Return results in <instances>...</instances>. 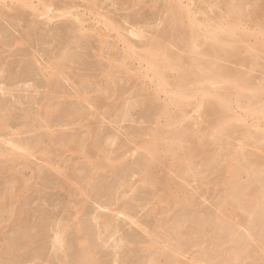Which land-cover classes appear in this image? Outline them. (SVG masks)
Returning <instances> with one entry per match:
<instances>
[{
	"label": "bare ground",
	"instance_id": "obj_1",
	"mask_svg": "<svg viewBox=\"0 0 264 264\" xmlns=\"http://www.w3.org/2000/svg\"><path fill=\"white\" fill-rule=\"evenodd\" d=\"M58 1H62V0H58ZM64 1L65 0H63V2ZM85 1H87V0H85ZM114 1H116V2L125 1L126 2V0H112V2H114ZM149 1H151V0H149ZM217 1L218 0H156V1L153 0L151 2H147L149 7L148 6H146V7H148L149 9L150 8L156 9L159 7L158 9H161V11H163L161 13H164L162 19H160V23L163 24L162 25L163 28L158 29L156 31L154 30V32L151 31V29L149 28L151 26L145 27L147 21L151 20L150 23L152 22V19H150V18H149V20H146V23L144 22L145 23L144 26H142L141 23H139L140 20H139V22L137 20H135V22H138L137 24L136 23L132 24L131 25L132 27L130 26L131 28H126L125 24L128 25L129 23L131 24L132 21L134 22L133 18L129 19V20H132L131 22L128 21V19L127 20L124 19L125 22H118L117 21L118 22L117 23L116 21L112 20L110 17H107L102 22V25L105 28L104 32H103L99 29H94V28L93 29L90 28L89 30L88 29L85 30L86 27H84L85 26L84 23L86 21L84 20V16L86 14L83 13L84 14L83 17L81 16L82 14L74 15V22L77 24V25L75 24V29H74V34L76 36L75 39L77 40V41L76 40L75 41L77 43L80 42L79 39L83 38L84 34H87V36L85 38L88 39V36H89L88 33L93 32L95 35V38L97 37V43L99 44L98 49H97V47L95 48L98 50V55H96V56L99 58V60L103 64H102L101 69L98 71L99 76H97V80H101V79H99L101 76H102L101 77L102 79H106V80L105 81H103V80L98 81V83H96L97 82L96 81L95 83H93V81L96 80V77L94 78V76L97 75L96 73H95V75L93 73L96 71H94L92 73L94 76L91 74H90L91 77L90 76L87 77L86 75H85L86 77L82 76V80L80 79V75L77 76V77H79V79L82 82H87L84 84L87 85L89 83L90 87L94 84L95 88L93 86L91 87V89L94 88L95 89L94 91L97 93V95L95 93L94 97L89 96V94H90L89 91L91 92V90H89V88H86L87 89L86 90L85 85L83 83H81V81H79V83H81V85L83 84L84 85L83 87L82 86L75 87V85H74V84H76L75 82L69 83V82L73 81V79H71L70 74H68L67 70H69V71L72 70V71H74V73H75V71L78 72V69H80V67H79V65H77V63H79L80 60L82 59V57H84V56H79L80 55L79 53H78L79 55L75 54L74 50H77V49H74V50L72 49L71 51H74V54L71 53L72 56H70V57L68 56V58H67L66 55H69V54H66V52L68 53L67 50H69V49H67V46H65V48L67 49V50L64 49L65 50L64 53L66 54V55L64 54L66 56L65 58L62 55L63 58H60V59H58V57H55L54 59L49 58V60L51 59L50 62L48 60H45L46 62H43V63L41 62L42 59L40 60L39 57L35 54L32 57L34 60L33 63L35 64V66L32 64L34 66L33 67V66L29 65V63H27L29 66L33 67L34 70H36L35 67H37V70H36V71H38L37 73H39L40 77L44 78V81L42 79H40V81L42 80L43 84L45 82V84H44L45 87L43 85V88L47 89L46 90L48 93L47 96H49V97H47V99L51 104V107L48 108L51 111H48V110H46V111H48L50 113V116H52L53 114L56 116L61 110V109H57V108H59L60 105L63 104L64 102L66 103V101H68L67 98H66V101L64 98H62L63 97V96H61L62 92L60 93L58 91L59 94L57 93V90H59V88L55 89L56 88L55 86H58L57 80L60 77H62L64 80L68 81V84H72L73 85L72 89L73 88L76 89L75 94H73V93L70 94V91H69L70 89L69 90H68V88L66 89L67 91H69V94L73 97V98L71 97L72 99H74V98L77 99L80 102L81 106H82V104H86V105H88V107L90 106V107H92V109H94L93 114H91L92 116H94V119L95 118L101 119V117H103V119L106 120V122H107L109 120V118L107 120L106 114H108L107 117H109V115H110V117L112 116L111 118H113L112 120H114V122L112 120H110L108 122L116 125V126L115 125L110 126L114 129H115V127H120L122 130L123 126L121 125V122H123V121L126 122L127 117L132 118V116H134V115H132L133 113H131V111L137 106H138V108H141L144 110V114L146 116L152 118V115H153V118H152L153 120H151L150 122H151V125L154 127L150 128V125L144 124V123H148V122H146L147 121L146 120L147 117H146L145 121L143 119L144 123L142 121H140V122H142V125L144 124L146 126H149V128L146 126H140L142 128L146 127V129L144 128L145 131L141 130L142 132L141 133L139 132L140 134L138 133L139 135H137L135 137L133 135V133H134L133 130H131L133 128L132 126H130L132 128L129 129L128 131H127V129H128L127 127H126L127 128L126 130L124 128V130L127 131V132H124V133H126L125 134L126 136H128L127 133L131 134L129 136H132V135L133 136L130 137V139H129L130 141L127 138V141L130 142L129 143L130 145H126L127 148H126L125 152H123V153L121 152L122 148L123 149L125 148L124 147L125 145L123 146L121 143L120 146H117L118 149L116 150V152L120 148H121V150H120L119 155L117 154V156H116V153H115L116 157L115 156L113 157V155H112L114 152V149L111 150L108 148V146L109 147L113 146L117 141H119V143L121 142L120 140H117V138L114 137V135L107 136L106 138L104 137L105 139H103L101 137L99 138L98 132L100 131V129L97 132L94 129V127L93 128L91 127L94 130L87 131L88 133L84 132L85 131L84 130L83 132L87 133V135H84V137L79 139L80 137L78 138L77 135L79 136V134L81 133L80 132L81 128L78 130L79 134L76 133L77 131L75 132L76 129L72 128L73 130L72 129L71 130L74 131L77 135L71 137L70 138L71 140H69L67 142L66 140L61 141V139H64V138L59 139L61 133H60V135H57V133H55L54 129H50V131H49V129H47V126H46L45 129H47L50 132V134H52L51 137H52V139H54V140L51 139L52 141H54V143L52 142V144L55 145L56 147H58V149H59L58 150L59 152L57 151L58 153H56V152L55 153L58 155H61V156L62 155L68 156V157H63L64 159L62 158L63 164L60 162L53 163L52 159L50 158V155L54 154V152L52 150V148H53L52 145H51V149H50V147H49V149H47L45 147L47 150L44 148H43L44 151H43V149L39 150V152H41V151L44 152V153L42 152L43 158H41V159H43V162L46 163V166L50 170H53V172H56L59 176L60 175L63 176V182H62L61 186L63 189H65V191L68 194V200H66L64 198L67 202L66 211L68 212L69 220L75 221L74 222L75 223V225H74L75 226V231H74L75 234L74 235L76 238L75 242H77V244L79 246L78 254H76L77 256L75 255L77 260L74 258L77 261V262L75 261L77 264H103V263H99L100 262L98 260L99 256H97L98 253L96 254L94 252V249H93L94 247H92L93 245H91V243H90L93 241H90L84 234V231L86 230V227L84 226L85 224L82 223L81 220H79V219H81L80 218L81 214H83L84 211L87 210L85 207V205H86L85 201H87V198L88 199H90L91 197L93 198V196H96V198H97V199H95L96 200L95 205L97 204L100 209L108 210V212H107L108 214L111 213L109 215H107L105 213L106 214L105 215V214H101L97 211H96V213H98V214L93 212V215L95 213V216L93 217L92 220H93V223H94V225L98 231V235H99L98 238L100 239L102 244L107 245V244H109V241L114 239V237L117 238L116 237L117 234L115 235V233H112L111 230L106 235H105V233L107 231H109L110 228L115 227V220L117 219L118 216H123L122 218H125V219H123V221L127 220L129 224L136 225L139 229H141L142 232H145V234L146 233L148 234V238L145 241H142L141 244H143V246H144V248H146V250L154 253V255L152 256V253H151V255L147 259H145L146 260L145 261V260H143V258H142V260L138 259L132 251L133 254H131V255L132 256L134 255V257L133 258L129 257L127 261H126L127 258L125 257V259H124L125 264H188V262L186 261L187 263H185V261H183L182 258H184L185 255L188 256L191 252V249L192 248L196 249V247H199L200 250L197 251L198 252L197 255H194L193 258L191 257L192 260H191V263H189V264H243V262H246V260H248V259L249 260L251 259L250 264H262V258L259 257L258 254H260V252H262L263 253L262 255L264 256V235L261 236V234H264V136L258 135L257 131H255L257 134H255L253 132V129L258 130L259 134L264 133V77H262L256 73V72H258L259 74H261V73L264 74V2H261V3H263V5L261 4V6L256 5V7H254V6L250 7L255 3L254 2L255 0L252 1L254 3H252L251 5L249 4L251 2L248 1L249 2L248 3L247 0H226L225 2L223 1L221 3H217ZM259 1H261V0H259ZM259 1L257 2V0H256L257 3H260ZM63 2H61L60 4L65 3V2L64 3ZM120 2H118V3L119 4L123 3V2L122 3H120ZM127 2H128V0H127ZM68 3H69V1H68ZM68 3L66 2L65 5L61 6L60 8L58 6L59 9H57L56 12L58 11L59 13L56 14V12L54 13V11H52V9L56 8L54 6H55V4L57 6L58 3H54L52 0H0V5H3L1 8L2 10H0V11H3V14L1 13V15H4L1 17H6L7 20L13 19L15 21H17V20L20 21V19H21L20 17H22V16L25 17V15L29 14L32 18L33 17L42 18V19L44 18V20H45V17H46L49 21L54 22L57 20V18H62V17L68 18L69 14L70 15L72 14V11L74 9H72V11H70L72 8V5H70L71 3L70 4H68ZM128 3L136 7L138 5H141L142 3H146V0H131V1L129 0ZM248 4H249V8H248ZM87 5L89 8L88 13H94L95 14L94 16H96V18L102 17V16L106 17V15L104 16V15L97 13V11H98L97 10V8H98L97 0H88ZM113 5H115V4H113ZM144 5H147V4H144ZM73 7H75V5ZM250 8H253V9H250ZM73 13H74V11H73ZM25 18H27V17H25ZM67 18L65 20H67ZM68 19H70V17ZM32 20H34V18ZM32 20H29V21H32ZM39 20H38V22H36V21L35 22L37 24L42 22ZM65 20H62V21H64L65 25L68 26L69 24H66ZM22 21H23V19H22ZM22 21L20 23L25 24ZM49 21H47V23ZM157 21H159V20H157ZM7 22H10V20ZM11 22H10L11 27L12 26H13V28H14V26L19 27V26L15 25V23L18 24V22H14V21H11ZM25 22L28 23L27 20H25ZM154 22H155V20H154ZM249 22H250V24H249ZM36 23L33 24V22H31L30 26L27 24L28 30L25 27L26 25H24L23 28H26V32L23 30V33L25 32L24 34L21 31H18L20 34L22 33V35L20 36V38H16V39L13 38V40H14L13 43L15 46L16 45L22 46V44H23V46L28 45V47H30V48H36L37 49L39 47V45H40L39 41L41 39L45 38L46 36H44L42 38V35L39 34L40 32L37 33V28H39L41 25L36 26ZM70 23L72 25L71 20H70ZM23 24L21 26H23ZM44 24H46L45 21H44ZM148 24H149V22H148ZM151 24H154V23L152 22ZM48 25H49V23L47 24V26ZM44 26H46V25H44ZM67 26L64 27V25H63V26H59V27H62V31H63V28L65 29V28H67ZM49 27H51V26H49ZM59 27H58V30H60ZM68 27L70 28L69 30L72 32L73 29L71 30V27L70 26H68ZM5 29H6V27H5ZM45 29H47V27ZM38 30H41V27ZM49 30L51 31V33H52V31H54V30H52V28L51 29L48 28V31ZM1 31H3V30H0V33H2ZM42 31H43L42 33H44V31L46 33V30L42 29ZM48 31H47V33H48ZM111 32L115 33L116 36L112 37L110 35ZM7 33L8 32H6V34ZM36 33L39 35H37ZM45 33H44V35H45ZM146 33H148L149 35H147ZM53 34L56 35L58 33L56 32ZM59 34H60V32H59ZM61 34L65 35V32L63 31ZM66 34L68 35L67 32H66ZM9 35L10 34L8 33V36ZM34 35H36V41H38L37 36H39L38 38H40V35H41V38L38 41V43H36L37 44L36 47H31V46H35L34 39H33ZM64 35H62V37ZM67 35H66V37H69ZM8 36L6 37L7 39H8ZM91 36H90V38H91ZM109 36H111L112 38H115L116 41L115 42L110 41L108 39V38H110ZM2 37H1V39H2ZM52 37H53V35L50 36V38L54 39ZM56 37H57V35H56ZM59 37H61V36L59 35ZM59 37H57L56 39H59ZM71 37L72 36H70L69 38H71ZM74 37H72L71 39H73ZM10 38H11V36H10ZM90 38L88 39L89 41H90ZM56 39L53 42H57L58 40L56 41ZM71 39H70V41H71ZM132 39H138V42L137 41L134 42ZM44 40L45 39H43V41ZM88 40H85V41L88 42ZM3 42H4V40H3ZM40 42H42V41H40ZM49 42H50V40L48 41V43ZM1 43H2V40H0V44ZM5 43L7 44V42H5ZM43 43H46L44 45L48 44L46 41H44ZM64 43L66 44V41ZM73 43H75V42H73ZM10 44L13 45L12 42ZM10 44H7V46ZM32 44H34V45H32ZM49 44L51 46L52 42ZM61 44L62 43L60 42V45ZM78 44H80V43H78ZM88 44H89V42H88ZM88 44H87V46H88ZM93 44L90 43L89 46L90 45L93 46ZM5 45H4V47H5ZM29 45H31V46H29ZM42 45L43 44L41 43L40 48L43 49V47H41ZM54 45H55V43H54ZM72 45H71V47H72ZM85 45L83 44V46H85ZM52 46H53V44H52ZM83 46H81V48ZM77 48H79V46H77ZM81 48H80V50H81ZM172 48L177 49V52L173 51ZM92 50L94 51V48ZM105 50H106V53H105ZM35 51L36 50H34L33 53ZM37 51L40 52V50H38V49H37ZM37 51L35 53H37ZM43 51H44V49H43ZM43 54H44V52H43ZM61 54H63V52H61L60 55ZM38 55H39V53H38ZM42 56L43 55H41L40 57L43 58L44 56L43 57ZM0 58H1V56H0ZM2 58H3V56H2ZM26 60H28V59H26ZM83 60L85 61L86 59H83ZM104 60H106V61H104ZM81 62H82V64H84L83 61H81ZM75 64L79 67V68L76 67V70H75V66H74ZM231 64L234 65L235 67H231ZM3 65L6 66L5 63ZM20 65L22 66L23 64H20ZM85 65H86V63H85ZM236 65H237V67H236ZM84 66L82 65V68ZM4 67L2 69V73L6 74V72L4 71L6 69H4ZM31 67H29V68H31ZM238 67H240V68L244 67L245 71L244 70L242 71ZM24 68H26V66ZM98 69L99 68L97 66V70ZM36 71H34V72L36 73ZM92 71H93V69H92ZM259 71H261V72H259ZM25 72H27V71H25ZM31 72H33V71L31 70ZM34 72L32 75H34ZM23 73H22L21 77L18 76L21 78V80H23V78H22L23 75L25 76V74H26V73L25 74H23ZM254 73H256L258 75L257 77H261V79L254 77L255 76ZM15 74H17V72ZM18 74L20 75V73H18ZM78 74H79V72H78ZM78 74L76 73V75H78ZM1 75L2 74H1V66H0V77H1ZM12 75L9 73V76H12ZM30 75H31V73H30ZM32 75H31V77H32ZM36 75H38V74H36ZM3 76H4V78L7 77L5 75H3ZM18 77H17L16 81H18V79H19ZM31 77H27V79L28 78L31 79ZM72 78H73V76H72ZM10 80H11V77H10ZM12 81H14V80H11V82ZM23 81L22 82L18 81V83H21V84L24 83V85H25V83L27 81H29V79L26 80L25 82H23ZM2 82L7 83L9 81L5 80ZM29 82H28V84H29ZM122 82L123 83H129V85H130V82H132L131 85H133V83L135 84V82H136V83H138V85L137 84L136 85H137V88L139 86V89L135 90V92L133 93L132 89H134L136 87L132 88V86H131V88L128 87V89L126 90L125 88H123V86H121V85H123ZM6 83H5V85H6ZM18 83L14 82V85H16ZM90 83H92V85ZM31 84H33V83H31ZM2 85H4V84L2 83ZM36 85H38V84H36ZM36 85H35V87L32 85H29V86H32L33 89H35ZM22 86H23V84L21 85V88H22ZM59 86H60V84H59ZM68 86L71 87V85H68ZM3 87L1 86V83H0V90L1 91L4 92V90L5 91L9 90V89L6 90ZM9 87L10 86H8V88ZM13 87L14 86L12 84V88ZM41 87H42V85H41ZM43 88H41V89H43ZM26 89H29V88L26 87ZM37 89L39 90L40 87L39 88L37 87ZM30 90H31V88H30ZM9 91H11V90H9ZM63 91H64V89H63ZM67 91H64L63 93H65V92L67 93ZM12 92H13V90H12ZM12 92L10 95L13 94ZM54 92H56L55 95H54ZM4 93H6V92H4ZM4 93H2V94H4ZM32 93H33V91H32ZM56 94H57V96L61 94L59 97H61L64 102L60 101V103H59V101L57 99L55 100ZM133 94H135V96H133V97L136 98L135 100H134V98H132V100H134V102L132 100L131 101L128 100L129 98H127V100H125L126 101L125 103L123 102L124 101L123 97H125L126 95H129L132 97ZM67 96H68V94H67ZM64 97H65V95H64ZM39 98H43V95H42V97H39ZM69 98L70 97H68V99ZM35 100L36 99H34V101ZM54 100L56 102H58L59 104H57L56 102H53ZM36 101L38 102V100H36ZM78 101H77V103H79ZM120 101H122V103H123L122 106L119 105ZM5 102L6 101H4V104H5ZM49 102H46V103H49ZM61 102H63V103H61ZM72 102H74V101H72ZM75 103H76V101H75ZM9 104H10V102H9ZM30 104H31V102H30ZM41 104H43V101ZM80 104H78V105H80ZM35 105H37L36 102H35ZM57 105H59V107H57ZM64 106H65V104H64ZM67 106H69V104L66 105V107ZM74 106H72V107H74ZM81 106L80 107L78 106L79 109L77 108V106H76V108L83 113V111H84L83 107H86V106L85 105L82 106L83 111L81 110ZM40 107L42 108V106H40ZM7 108L9 109L8 106H7ZM76 108H74V110ZM104 108L106 110L104 112H102L101 110ZM190 108H192L193 109L192 111H194L195 113L196 112L199 114L202 113V115L198 118L202 117V119H203L204 118L203 115H206V117H207V118H205L206 120L201 119V121H202L201 122V121H199L200 119L193 117L194 113L193 114L191 113L193 116L190 115V112H191V111H189ZM71 109H73V108H71ZM87 109H89V108L86 107V111L83 114H85L87 112ZM141 109H140V111H142ZM1 110H3V109H0V111ZM41 110H40V114H38V115L36 114L37 115L36 117L41 115V117L40 116L39 117L42 118L43 112H41ZM78 110H76V111L72 110V112H71V110L68 111L70 113H67V112L63 113V110H62V113L64 115L67 114L64 118V120L65 119L66 120L63 121V119L61 118V117H64V115L60 116L59 119H62V120H60V122L62 123V121H63V123L61 124L58 121V124L61 127L63 126V128H65L66 126H67L66 128H68L69 126L71 128V127H73V124H75L79 118H80L78 120L80 122L79 124H81V123L83 124L84 120L87 121L89 119V118L85 119V117H87V115L89 117L90 114L88 112L84 116H81L83 114L80 112H77ZM136 110H137V108H136ZM107 111H108V113H107ZM113 111H114V115H113ZM4 112H3V114H4ZM6 112H8V111H6ZM34 112H37V111H32V113H34ZM115 112H117V113L115 114ZM29 113H30V111H29ZM62 113H60V114L62 115ZM149 113H151V114L153 113V114L150 116ZM7 114H9V113H7ZM7 114H6V117H7ZM60 114H58V116ZM138 114H139L138 117H140L141 115L144 116L143 112H142V114L141 113H138ZM25 115H27V114H25ZM11 116H14V115H11ZM44 116H47V115L45 114ZM92 116H90V117H92ZM32 117L34 118V116H32ZM138 117L135 118L137 123H138L137 119L140 120V118H138ZM0 119H2V118H0ZM3 119H5V118H3ZM3 119L0 120V131H2L1 129H3L5 127L8 128V124L10 122V121L8 122L9 119L7 120V122H5L6 120L4 121ZM90 119H92V121L95 122L93 117ZM119 119H122L118 123L122 127L116 124L119 121ZM32 120H34V119H32ZM45 120L46 119H44V121ZM52 120L54 122L55 119L51 118L50 121H52ZM104 120H102V123H104ZM141 120H142V118H141ZM149 120L150 119H148V121ZM35 121H36V119H35ZM41 121H43V120H41ZM47 121H49V120H47ZM78 121H77V123H78ZM132 121L134 122L133 118H132ZM136 121H135V123H136ZM38 122H40V121H38ZM150 122H149V124H150ZM35 123H37V122H35ZM87 123H88V121H87ZM130 123H132V122H130ZM48 124L49 123H47L46 125H48ZM95 124H96V122H95ZM235 124H239V125L243 126V128H240L242 131L241 134L243 136V138H242L243 141L240 139L241 138V136L239 134L240 132L238 133V131L240 130V129L238 130V128L240 126L237 127L238 125L235 126ZM97 125H99V124H97ZM29 126H30V128L33 127V126L31 127V124ZM53 126H54V124H53ZM53 126H51V127H53ZM60 126L57 125V127H55V126L54 127L56 129ZM75 126H77V125H75ZM96 126H95V128H96ZM113 126H115V127H113ZM48 127H50V125ZM84 127L86 128L87 125ZM104 127H105V125H104ZM104 127L102 126V128H104ZM9 128H11V127H9ZM117 130H118L117 132H120L119 131L120 129H117ZM2 132H4V131H2ZM102 132L105 133V131H102ZM102 132H100V133L102 134ZM112 132H113V130H112ZM14 133H16V132H14ZM121 133L123 134L122 131L120 132V134ZM2 134L3 133H1L0 138L2 137ZM43 134H45V133H43ZM63 134H65V133H63ZM63 134L61 137H63ZM74 134H72V135H74ZM109 134H111V132L108 133V135ZM114 134L116 136V133H114ZM118 134L119 133H117V135ZM120 134L118 135L119 137L117 136L119 139L121 138ZM238 134H239L240 138L238 136V139H237L236 136ZM123 136H124V134H123ZM234 137H236L238 143H240V144H238V147L236 146L237 143L235 144L236 147H234L233 143L231 142L233 139H235ZM5 138H7V137H5ZM5 138L3 137V140ZM44 138H42V139H44ZM224 139H226V140H224ZM252 139L256 140V145H257V149H258V151H256V152H260L259 154L256 152L253 154L252 152L249 153L247 151L246 147L248 145H251V144H249L250 142L247 140L251 141ZM22 140H24V139H22ZM102 140H104V141H102ZM7 141L8 140L6 139V142ZM13 141H15V140H11L12 146H13V148L17 149V151L20 149H26L27 148L30 151H32V152H30V151L29 152L32 153V155H33L34 147L36 148V143L34 145L33 139H32V142L30 140H28V142L24 141V142H26L24 145L22 142L21 143L22 146L20 145V143H19L20 146L18 145V143L16 144V141H15V143H13ZM0 142H1V140H0ZM8 142H10V141H8ZM123 142H124V140H123ZM234 142H235V140H234ZM253 142L254 141H252V145H253L252 147L254 148ZM1 143H3V141ZM45 144L46 145H44V146H48L47 143H45ZM117 144L114 145V148L116 147ZM222 145L224 146L226 151L228 150V153L223 154V152L221 151V150H223V149H221ZM9 146L11 147V145H9ZM128 146H130V147H128ZM248 148H251V147H248ZM255 149H256V147H255ZM4 150L5 149H3V147L0 148V155H2V156L3 155L4 156L11 155V157H13V155H15V154H13L14 150H12V149L11 150L13 153L11 151H6L7 149L5 151ZM26 150H25V152L27 153ZM223 151L225 152V150H223ZM25 152H23V153H25ZM129 152H134V153L136 152V153H138V155L140 154L141 157L139 156L140 159H139V157H137L139 159L138 162H137V160H135L136 162H133L136 164H134V165H132L133 163L131 164L133 167L132 166H129V167L125 166L126 167V169H125L126 173L125 172H124V174H123V172L121 173L124 176V181L119 176L122 180H120L119 178L118 179L120 181H123V182L121 184L118 183L119 185H115L116 187H118L117 191L112 192L113 194L109 193V195H108L109 197H110V195L111 196L113 195L112 198L113 197L114 198L107 200V198L105 199V196L107 197V195H106V193H104V189H103V187L105 186V183H104L105 179L103 181V184L98 185L99 187L96 185L97 183L99 184L98 181L96 182V184H94L96 186L91 187V184L93 182H95L96 180H98L97 178L101 174H105V173L108 174L111 172L113 173V171L116 169L117 165H121V164L128 165V163H130V161H132V160H130V161L127 160L128 162L125 161L127 158L125 156L127 153L129 154ZM42 153H40V154L42 155ZM124 153H126V154H124ZM16 155H17V153H16ZM23 155H21V156H23ZM34 156H35V154H34ZM128 156L131 157V155H128ZM25 158L29 159L30 157L28 158L26 156ZM5 159L6 158H4V160ZM14 159H15V157H14ZM14 159L13 160L11 159L12 161L11 160L10 161L12 163L16 164L15 163L16 159H15V161H14ZM20 159H24V158H20ZM26 159H24L25 163H23V164H28L27 162L30 161V160L28 161ZM39 159H40V157H39ZM39 161H41V160H39ZM80 161L85 163L86 167H89L88 169H90V171L88 170L87 175L86 174L84 175L82 173V175H84L85 178L83 176L79 177L77 175V173H76L77 177L73 176V175H75V174H73V172L75 171V166ZM6 162H8V160ZM45 163H44V165H45ZM3 164H5L4 161H3ZM19 164L20 163H18V161H17V165H19ZM85 164H84V166H85ZM8 165L6 164V166H8ZM29 165H30V163H29ZM31 165H32V161H31ZM1 166H3V165H1ZM1 166H0V170L2 169ZM11 166L13 168V165H11ZM220 166H221V168L223 167V172H222V169L220 168L222 173H221L220 177H218V181L215 183V185L217 188L220 187V190L222 191L223 194H222V197L219 198L220 200H219L217 206H215L216 207L215 210L217 212L214 214H212V213L208 214L207 213L208 211H207L206 212L207 214H206V213H203V210H205V209L202 210L201 207H203V206L199 205V204H201V202H199V201H200L201 197L203 199V197L206 193L208 194L209 188H208V192H206V188L210 187L212 185L211 184L212 182L209 183V181L207 182V180L205 182V180L202 178H205L204 176L209 175V174H207L208 171H212V172L215 171L218 173V171H219L218 168ZM30 167L33 168L32 166H30ZM38 167H40V165ZM81 167H82V165H81ZM86 167H84V168H86ZM12 168H10V169H12ZM84 168L82 167V169H83L82 172L84 171ZM4 169H6V168H4ZM35 169H34V171H35ZM39 170H41V169H39ZM50 170H48V171H50ZM7 171H9V169ZM79 171H81V169H79ZM116 171H117V169H116ZM118 171L120 172V169ZM37 172H38V170H37ZM100 172H102V173L99 174ZM119 172H117V174H119ZM212 172H210V173L212 174ZM11 173H12V171H11ZM43 173H42V175H44ZM217 173H216V175H217ZM0 174H2V173H0ZM15 174L16 173H14L13 176H11L12 174L9 175L10 177H12L11 179H9V181L7 179V181H8L7 182L8 194L5 195V197L2 195L3 198H2V196L0 197V211L1 212H3V210L10 209V208H8L9 202L8 203H5V202L7 199L8 200L10 199L8 197L13 195L12 193H13V191H15L14 189H15L16 185L17 184L19 185V183L16 184V182H18L19 177H16L17 175L15 176ZM78 174H80V173H78ZM114 174H115V172H114ZM128 174H129V176H128L129 178L134 179V177H136V176H138V178L136 179L135 182H133L134 180L132 182H130L129 181L130 179H128L126 181L125 179H127L126 176ZM46 175H47V177H45V178H47V180H49L48 174H46ZM6 176H8V175H6ZM110 176H113V174H111ZM116 176H118V175H116ZM116 176H115V178H116ZM42 177H44V176H42ZM81 177H83V179H87L89 181L86 182V184L85 183L81 184L79 182L81 179L78 180V178H81ZM106 178H108V177H106ZM212 178H215V177H212ZM245 178H247L246 182H243V180ZM58 179H60V178H58ZM102 179H103V177H102ZM110 179L112 180V178H110ZM118 179L116 178V181ZM190 179H192L191 182L193 181V179L195 181L200 182L199 188L197 186L194 187L195 185L193 187L190 186V187H192L190 190L191 192H192V189L197 188L196 194H194L193 192L191 193L188 190L187 185L185 186V184H187V183L190 185ZM21 180L22 179H20V181ZM36 180H37V178H36ZM22 181H24V180H22ZM49 181H51V180H49ZM81 181H84V180H81ZM25 182L26 181H24L22 183L25 184ZM5 183L3 185H5ZM45 183L47 184V182H45ZM56 183H57V181H56ZM110 183H111V181L109 182L108 186H110ZM194 183H196V182H194ZM53 184H54V182H53ZM213 184H214V182H213ZM113 185H114V183H113ZM136 185L141 187L143 191H146V193H149L147 195L150 196V198L148 200L146 199V202L142 201L144 204L138 203L139 207L136 205L133 206V204L130 205V203H127V202L124 203V201L127 200L126 198L128 196V193H131V192L125 190V191H121L119 193V191H118L121 189L124 190L126 188L133 190L134 188H136L135 187ZM48 186H50V185H48ZM18 187H22V186L20 185ZM106 187H104V188L109 190V188L108 187L106 188ZM112 187H114V186H112ZM202 188H205V189H202ZM23 189L21 190V193H22V191L24 192V190L27 191V187H26V189H24V190ZM59 189H61V188L59 187ZM114 189H112V190H114ZM108 190H105V191L107 192ZM19 191L20 190H18L17 193ZM41 191H43V190H41ZM57 191H59V190H57ZM15 193H16V191H15ZM15 193H14V196H15ZM63 193H65V192H63ZM143 193H142V195H143ZM44 194L42 196H44ZM103 194H105V196ZM207 194L205 195V197L207 196ZM0 195H1V193H0ZM40 195L41 194H39V196ZM210 195H212V194H210ZM16 196H19V195H16ZM62 196H63V194H62ZM134 196L135 195H133V197ZM214 196H216L215 193H214ZM220 196L221 195H219V197ZM21 197H22V195H21ZM208 197H209V194H208L207 198ZM13 198L14 197L12 196L11 199H13ZM44 198H46L45 200H47V197H43L42 199H44ZM14 199H16V198H14ZM134 199H131V200H133V202L139 200V199H137V200H134ZM93 200H94V198H93ZM12 201H14V200H12ZM15 202H17V201L15 200ZM66 202H64V203H66ZM56 203L58 204V202H56ZM92 203H94V202H91V204ZM6 204H8V206H6ZM21 204H22V202H21ZM60 206H62V205H60ZM15 207L16 206L13 207L14 208L13 211L12 210H6V211H12L11 213L8 212V214L12 215L13 218L14 217L16 218V219L12 218L14 220L13 222H16L18 220L17 218H20L22 220L23 216H25L24 215L25 211H23V209H24L23 205L17 206L16 209H15ZM147 207H149V208H147ZM11 208H12V206H11ZM145 208L148 209V211L146 210L147 212L145 211L147 214H145V216H143V218L141 219L139 217V213H140L139 210H141V209L144 210ZM62 209H64V208L62 207ZM44 212L45 211H43V213ZM210 212H213V211H210ZM242 212H244L248 216L250 215V217L254 219V220L252 219L254 224L253 225L251 224L252 227L248 228V234L246 237L248 239L240 236L239 235L240 233L237 232L238 229H239V231L241 229L239 227L244 226V223H245L244 222L245 219L243 220L242 216H241L242 219L238 217V216H240L239 214ZM174 213H177L175 216H178L175 220L170 218L174 215ZM89 214H91V212ZM158 214L162 215L164 217L162 218L160 216L162 220L159 219V223L157 222L158 220H156V223H158V226H157L158 228H156L157 230H155V231H153V230L151 231V228L153 227V226L151 227L152 221H153L151 219L154 216L156 217ZM56 215H57V213H56ZM45 218H48V217L45 216ZM0 219H1V217H0ZM42 219H43V217H42ZM65 219H67V217ZM88 219H90V218H88ZM154 219H158V218H154ZM170 219L175 221V224L172 225V226H174V227H172V229L169 227ZM54 220H56V218ZM57 221L58 220H56V222ZM6 222H7V219H6ZM56 222H54V223H56ZM84 222H85V219H84ZM8 223L10 224V222H8ZM22 223L23 222H21V224ZM128 223H127V226L129 225ZM30 224H31V222H30ZM48 224H52V223H48ZM124 224H125V222H124ZM171 224H173V223H171ZM45 225H47V224L45 223ZM94 225H92V226H94ZM22 226L23 225H21V227ZM35 226L36 225H34V227H32V228L31 227L28 228V226L26 228L23 227V229L21 228L22 231H21V234H19L21 236L20 238H31V236L36 235L35 232L37 230L35 231V229H34ZM38 227H40V226L38 225ZM53 227H54V225H53ZM67 227H69V226L63 222L57 223L55 225V228L53 229V233L55 234V237L53 240V250L55 249V251H57V253L58 252L59 253L64 252L68 256V254L66 253L67 251L65 252V249H67V248H65V246H66L65 244H67V242H65V240L63 238V233H65V230L68 229ZM45 228L47 229V227H45ZM134 228H135V230L138 229L136 227H134ZM12 229H13V227H12ZM16 229H17V227H16ZM36 229H38V228H36ZM129 229L131 230L130 226H129ZM149 229H150V231H148ZM246 229H247V227L244 230H246ZM158 230H160L161 234L159 233ZM51 231H52V229H51ZM117 231H119V226L117 227ZM131 231H129V232H131ZM134 231H132V233H134ZM7 232H6V234H7ZM41 232H42V230H41ZM120 232H122V231H120ZM149 232H151V234H149ZM42 234H43V232H42ZM103 234L105 235V237H103ZM122 234H124V233H122ZM139 234L141 235L142 233H139ZM14 235H15V233H14ZM40 235L39 236L37 235V236L40 237ZM50 235L54 236L51 233H50ZM89 235L91 236V234H89ZM96 235H97V233L95 234V236ZM136 235H138V234L136 233ZM241 235H243V234H241ZM128 236H130V234ZM128 236H126V237L128 238ZM133 236H135V235H133ZM143 236H145V235H143ZM245 236H246V234H245ZM15 237H16V235H15ZM49 237H51V236H49ZM3 238L5 239V237H3ZM134 238L133 239H127V240L125 239V241H127L128 244L133 245V247H134V244L140 245V243H137L134 240ZM226 238L228 240L224 241V239H226ZM17 239L18 238H14V239L12 238V240L7 241L6 243H4V240H2L3 242H1V244L4 243V244H6V248L12 247L14 249L15 247H13V246H17V244H16ZM42 239H44V238H42ZM66 239H68V238H66ZM37 240H38V238H37ZM91 240H92V238H91ZM136 240H138V239H136ZM140 240H143V238ZM26 241H28V240H26ZM38 241H40V238ZM250 241L251 242L253 241L254 244L256 242V244L259 248L260 252L257 254L258 258L255 255L257 252L255 253V251H254L255 247L254 246H253L254 247L253 251L255 254H253V255L256 257L251 258L253 255L251 256L250 253H253V251H252L251 246L249 247V245L252 244V243L250 244ZM241 242H242V245L240 246L239 243H241ZM28 243L30 245L31 242L28 241ZM33 243H31V244H33ZM35 243H36V241H35ZM47 243H49V242H47ZM114 243H115V245L113 246V248H114V250H117V251H118V248H120L122 245L124 246V241L122 239H121V241L115 240ZM72 244L73 243H71V245ZM48 245H50V244H48ZM111 245H113V244H111ZM125 245H126V242H125ZM26 246H25V248H26ZM2 247L4 248L5 246H3V244H2ZM17 247H19V246H17ZM99 247H100V244H99ZM126 247H128V245H126ZM139 247H141V246H139ZM110 248H111V246H110ZM249 248L251 249L250 252H249ZM68 249H69V247H68ZM139 249H141V248H139ZM8 250L6 249V251H8ZM153 250H155L157 253L153 252ZM3 251H4V249H3ZM10 251H12V250H10ZM14 252H16V250ZM129 252H131V251H129ZM137 252H138V250H137ZM145 252H147V251H145ZM159 252H162V253L167 252L169 257L167 255L166 256L170 259V261L168 263L163 262L164 260L162 261L161 258H163L165 256V254L164 255L162 254L163 257L158 256L159 257L158 258L156 254H158ZM22 253H23V251H22ZM43 253H40V255ZM70 253H71V250H70ZM10 254H14V253H10ZM15 254H17V253H15ZM28 254H30V253H28ZM125 254H126V252H125ZM144 254H146V253H144ZM36 255H38V254H36ZM55 255H57V254H55ZM111 255H114V254H111ZM146 255H148V254H146ZM4 256H7V255H4ZM67 256H66V258H68ZM69 256L71 257V254ZM117 256L119 257V254H116V257ZM137 256H138V253H137ZM32 257H34V256H32ZM61 257H56V258H61ZM121 257H123V256H121ZM142 257H144V256L142 255ZM36 258H38V257H35L32 260H29V262H30L29 264L33 263L36 260ZM42 258H43V256H42ZM42 258H40V260H42ZM44 259L42 261H44ZM47 259H48V257H47ZM114 259L115 258L113 257V261H114ZM120 259L117 260V258H116L115 262H113V263L118 264L120 262L119 261ZM24 260L26 261L27 259H24ZM63 260H65V259H63ZM63 260L60 259L58 262L63 261ZM263 260H264V258H263ZM68 261L70 262V260H68ZM68 261H66L67 264H68ZM106 261H108V260H106ZM122 262H123V260H122ZM248 262H246V264H248ZM124 263H122V264H124ZM0 264H9V262H3L0 259ZM39 264H41V263H39ZM60 264H64V262H61Z\"/></svg>",
	"mask_w": 264,
	"mask_h": 264
},
{
	"label": "rangeland",
	"instance_id": "obj_2",
	"mask_svg": "<svg viewBox=\"0 0 264 264\" xmlns=\"http://www.w3.org/2000/svg\"><path fill=\"white\" fill-rule=\"evenodd\" d=\"M54 3H58L57 4V6H56V4H55V6L54 7H56V8H54V9H52V11H54V13L56 12V10L57 9H59L61 6H63V5H65V3L67 2L68 3V1H69V3L68 4H70V5H72V8H71V10L70 11H72V9H74L73 11H74V13H73V11H72V14L70 15L69 14V16H68V18L70 17V19H68L67 17H62V18H57V20L56 21H54V22H52V21H49L46 17H45V20H44V18L42 19V18H35V17H33L34 18V20H32L33 18L29 15V14H27V15H25V17H27V18H25L24 16H22V17H20L19 19H20V21H15V20H11V19H8L7 20V18L6 17H1V16H4V15H1V13L3 14V11H0V17L3 19H1L0 18V30H3V31H1L2 33H0L1 35H0V40H2V43L0 44V56H1V58H2V56H3V60L0 58V66H1V79H0V83H1V86L3 87V88H5L6 90L7 89H9V90H11V91H9V90H7V91H5L4 90V92H6V93H4L3 91H1L0 90V109H3V110H1L0 112V118H5V119H3L5 122H7V120H8V122H9V124H8V128L7 127H5V128H3V129H1L2 131H4V132H2V131H0V135H1V133H3L2 134V137L0 138V140H1V142L3 141V143H1L0 142V148L1 147H3V149H7L6 151H11L12 152V150H14L12 153L13 154H15V155H13V157H11V155H6V156H2V155H0V166L1 165H3V166H1V170H0V173H2V174H0V193H1V195H0V197L3 195L4 197H5V195H7L8 194V185H7V182L9 181V179H11L12 177H10L9 175H11V176H13L14 175V173H16L15 174V176L16 177H19V179H18V182H16V184L17 183H19V185L17 184L16 185V187H15V191H16V193H17V191L18 190H20L17 194L15 193V191H13V197L14 198H16V199H11L12 198V196H10V197H8V198H10L9 200L7 199L6 200V202L5 203H8L9 204V207L8 208H10V209H6V210H14V206H21V205H23V211H25L24 212V215L25 216H23V218H22V220L20 219V218H17L18 220L16 221V222H13L14 220V218H13V216L12 215H10V214H8V212L9 213H11L12 211H6V210H3V212H1L0 211V217H1V221H0V237L2 238H0V255L2 256H0L1 258V260L3 261V262H9V264H29L30 262H29V260H32L33 258H35V257H38V258H36V260L33 262V263H31V264H39V263H41V264H60L61 262H64V264L66 263L67 264V262L66 261H68V260H70V262L68 261V264H72L73 262V264H77L76 262V260H77V258H76V254H78V251H79V246H78V244H77V242H75L76 240V238H75V233H74V231H75V221H72V220H69V216H68V212L66 211V205H67V202H66V200H68V194H67V192L65 191V189H63L62 188V182H63V176H59L56 172H53V170H50L47 166H46V163L45 162H43V159H41V158H43V151H44V149H49V147H50V149H51V145L53 146V148H52V150H53V152H54V154H51L50 155V158L52 159V161H53V163H56V162H60V163H62V161H63V157H68L67 155L66 156H61V155H58V154H56V153H58L59 151V149H58V147H56L55 145H53L52 144V142L54 143V141H52V140H54V139H52V137H51V135L52 134H50V129H54L55 130V133H57V135H60V133H61V135H60V137H59V139L60 138H64V139H61V141H69V140H71L70 138L71 137H73V136H76L77 134H79V129H80V134H79V136L77 135V137L79 138V139H81L82 137H84V135H87V131H91V130H96L97 132L99 131V129H100V131L98 132V134H99V138L101 137V138H103V139H105L107 136H111V135H114V137H116L117 138V140H120L121 142L119 143V141H117L115 144H117L116 145V149L114 148V145L113 146H111V147H109L108 145V148L109 149H111V150H113L114 149V152H113V157L115 156V153H116V156H117V154L119 155L120 154V150H121V148L116 152V150L118 149V147L117 146H120L121 145V143H122V145L125 147L124 149L122 148V150H121V152L123 153V152H125V150H126V148H127V146L126 145H130L129 143L130 142H128L127 141V138H128V140L130 139V137H132L133 135H134V137L135 136H137V135H139L142 131L141 130H144L145 131V129H146V127H148L149 128V126H146V125H150V128H152V127H154V126H152L151 125V120H153L152 118H153V113L151 114V113H149L150 114V116L152 115V118L151 117H148V116H146L145 114H144V110L143 109H141V108H138V106L137 107H135L132 111H131V113H133L132 115H134V116H132L131 114V116H132V118H133V120H134V122L132 121V118L130 117V118H126V122H121V125L123 126H121L120 124H118L122 119H119V121L116 123L117 125H119V126H121L122 127V130H121V128L120 127H115L116 125L115 124H112V123H110V122H108V121H110V120H112L113 118H111L110 117V115H109V117H107L108 116V114H106L107 116H106V118H107V120H108V118H109V120L106 122V120H104L103 119V117H101V119H98V118H95L94 119V116H92L91 114H93V112H94V109H92V107H88V105H86V104H82V106L83 105H85L87 108H89V109H87V112L86 113H88L89 112V117H88V115H87V117H85V119H87V118H92L93 117V119H94V121L96 122V124H95V122H93L92 121V119H88L87 121H88V123H87V121L86 120H84V122H83V124L81 123V124H79L80 122L78 121V123H77V121H76V123L75 124H73V127H71L70 128V126L68 127V128H66L65 126V128H63V126L61 127L59 124H58V121H59V123H61L60 122V120H62L63 119V121H65L64 120V118H65V116L67 115H64L63 113L65 112H67V113H70V112H68V111H70L71 110V112H72V110L73 111H76V110H78L79 109V107L81 106V104H80V102L77 100V99H72L73 97L70 95V94H75V92H76V89H72V84H68V81H66V80H64L62 77H60L58 80H57V85L58 86H55L56 88L55 89H58L59 88V90H57V93H58V91L61 93L62 92V95L61 96H63L62 98H64L65 99V101H66V98H67V100L68 101H66V103L63 101V99L61 98V97H59L60 95H58L57 96V94H56V96H55V100L57 99L58 101H59V103H60V101H63V102H61V103H63V104H61L60 105V107H59V105H57V107H59V108H57V109H61L60 110V112L58 113V114H60V113H62V110H63V113H62V115L60 114L59 116H58V114L55 116L54 114V116L52 115V116H50V113L48 112V111H51V110H49L48 108H50L51 107V104H50V102L48 101V99H47V97H49V96H47L48 95V93H47V89L45 88H43V85L45 84V82H44V84H43V81H44V78L43 77H40V75H39V73H37L38 71H36L37 70V67H35L36 68V70H34L33 69V67L35 66V64L33 63L34 62V60H33V56L36 54L38 57H39V59L41 60V62L43 63V62H46L45 60H48L49 62L51 61V59H54L55 57H58V59H60V58H63V56H64V58L67 56V58H68V56L70 57V56H72V54H74V51H75V54L76 55H79V56H84V57H82V59L80 60V62L79 63H77V65H79V67H80V69H78L79 67L75 64L74 66H75V70H76V67H78L77 69H78V72H79V74H78V72L77 71H75V73H74V71H72V70H67V72H68V74H70V77H71V79H73V81H71V82H69V83H72V82H75L76 84H74L75 85V87H77V86H84L85 85V89L86 88H89V90H91V92L89 91V96L90 97H94L95 96V86H94V84L92 85V83H90L94 88H92L91 89V87H90V85H89V83L86 85V84H84V83H87V82H82L81 80H82V76L83 77H89L90 76V74L91 75H95V73L97 74L96 76H94V78L96 77V80H94L93 81V83H95L96 81V83H98V81H101V80H103V81H105L106 79H102L101 77L99 78V79H101V80H97V76H99V70L101 69V67H102V64L103 63H101V61L99 60V58L96 56V55H98V46H99V44L97 43V37L95 38V35H94V33L93 32H89L88 33V39L90 38V36H91V38H90V41L87 39V38H85L86 36H87V34H84L83 35V38H80L79 40H80V42H78V43H80V44H78L76 41V36H75V34H74V29H75V22H74V15H79V14H82L81 16L83 17V15L84 14H86L85 16H84V20L86 21L84 24H85V26L84 27H86L85 28V30L86 29H90V28H94V29H99V30H101V31H103L104 32V27H103V25H102V22L104 21V19L105 18H107V17H110L112 20H114V21H118V22H125L124 21V19L125 20H127L128 19V21H132V20H129L130 18L132 19H134V22L132 21L131 22V24L129 25H126L125 24V27L126 28H131L132 26V24H137L138 22H139V20H140V22L139 23H141V25L142 26H144V24L146 23V20H149V18L150 19H152V22L154 23V24H151L150 23V21L151 20H149V21H147V23H146V25H145V27L146 26H151V27H149L150 29H151V31H153L154 32V30L156 31V30H158V29H162L163 28V24H161L160 23V19H162V17H163V14L164 13H161V12H163V11H161V9H158V8H156V9H149L148 7V3L147 2H151V1H153V0H151V1H149V0H146V3H142L141 5H138V6H133V5H131V4H129L128 2H129V0H128V2H127V0H126V2L125 1H122V2H120V1H118V2H120V3H122V4H119L118 2H116V1H114V2H112V0H97V3H98V8H97V13H99V14H101V15H106V17H97L96 18V16H94L95 14L94 13H88L89 12V8H88V0L87 1H83V0H65L64 2H63V0L62 1H58V0H52ZM58 1V2H57ZM131 1V0H130ZM154 1H156V0H154ZM225 2L226 0H218L217 1V3H221V2ZM251 2V3H249V2ZM252 1H254V0H247V2L251 5L252 3H254L252 6H250V7H256V5H259V6H261V4L263 5V3H261V2H264V0H261V1H259V0H257V2L259 1L260 3H257L256 2V0L254 1V2H252ZM61 2H63L64 4H60ZM128 3V4H127ZM75 5V7H73L74 5ZM113 4H115V5H113ZM144 4H147V5H144ZM150 4V3H149ZM249 4H248V8H249ZM117 5V6H116ZM121 5V6H120ZM1 7H0V10H2L1 8H2V6L3 5H0ZM58 6H59V8H58ZM120 6V7H119ZM146 6H148V7H146ZM117 7V8H116ZM77 9V10H76ZM117 9V10H116ZM250 9H253V8H250ZM119 10V11H118ZM79 12V13H78ZM81 12V13H80ZM59 12L57 11L56 12V14H58ZM76 13V14H75ZM84 13V14H83ZM24 15V14H23ZM214 15V14H213ZM29 16V17H28ZM18 18V17H17ZM67 18V20H65ZM137 18V19H136ZM22 19H23V21H22ZM27 20L28 21V23L27 22H25V20ZM39 21H42V22H40V23H36V22H38V20ZM73 19V20H72ZM155 20V22L157 21V20H159V21H157L156 23L154 22V20ZM10 20V22L11 21H14V22H18V24L22 21V22H24L25 24H23V23H20L19 25L18 24H16L15 23V25H17V26H19V27H16V26H14V28H13V26L11 27V24H10V22H7V21H9ZM29 20H32V21H29ZM62 20H65L66 21V24H69L68 26H70L71 27V30L73 29V31L71 32L69 29V27L67 26V25H65V22L64 21H62ZM69 20V21H68ZM70 20H71V22H72V25H71V23H70ZM135 20H137L138 22H135ZM249 20V19H248ZM8 23H6V22ZM36 21V22H35ZM44 21L46 22V24H44ZM47 21H49L48 23H49V25L47 26ZM62 21V22H61ZM143 21V22H142ZM31 22H33V24L34 23H36V26L37 25H41L40 27H41V30H38V29H40V27L39 28H37V33L38 32H40L39 34H41L42 35V38L44 37V36H46L45 38H43V39H45L44 41H46L47 43H48V41L50 40V42L49 43H51L52 42V44H53V46H52V44H51V46H50V44L48 43L47 45H44V44H46V43H43L44 41H43V39H41L40 40V38H41V35H40V38H38L39 36H37V40L39 41H42V42H40L39 41V43H40V45H41V43L43 44L41 47H43V49H44V51H43V49L42 48H40V45H39V47L37 48L38 50H40V52H38L37 51V49L36 48H30V47H28V45L27 46H23V44H22V46L21 45H14V43H13V38H20V36L22 35V33H23V30L26 32V28H27V30H28V25L30 26L31 24ZM117 22V23H118ZM145 22V23H144ZM148 22H149V24H148ZM12 23V22H11ZM44 25H46V26H44ZM62 23V24H61ZM23 24V26H21ZM28 24V25H27ZM51 24V25H50ZM249 24H250V22H249ZM6 25V26H5ZM10 25V26H9ZM24 25H26L25 27L26 28H23L24 27ZM43 25V26H42ZM64 25V27H66L67 26V28H63V31L65 32V35L64 34H61L63 31H62V27H59V26H63ZM77 25V24H76ZM9 26V27H8ZM49 26H51V27H49ZM131 26V27H130ZM156 28H155V27ZM5 27H6V29H5ZM16 27V28H15ZM43 27V28H42ZM47 27V29H45ZM58 27L60 28V30H58ZM12 28V29H11ZM48 28L49 29H51L52 28V30H54V31H52V33H51V31L49 32L48 31ZM9 29V30H8ZM14 29V30H13ZM17 29V30H16ZM42 29H44V30H46V33H47V31H48V33L46 34L45 33V31H44V33H45V35H44V33H42L43 31H42ZM57 30V31H56ZM69 30V31H68ZM87 30V31H88ZM18 31H21L22 33L20 34ZM6 32H8L10 35L8 36V33L6 34ZM24 32V33H25ZM58 33V34H56L57 35V37H59V35L61 36V37H59V39H56L57 37H56V35H54L53 33ZM59 32H60V34H59ZM66 32L68 33V35L66 34ZM71 32V33H70ZM23 33V34H24ZM36 33V34H37ZM73 33V34H72ZM20 34V35H19ZM39 34H37V35H39ZM53 35V37L52 38H54V39H51L50 38V36H52ZM72 34V35H71ZM147 35H149L148 33H146ZM62 35H64L65 37H66V35L67 36H72V37H74L73 39H71V38H69V37H62ZM110 35L112 36V37H115L116 36V34L115 33H113V32H111L110 33ZM3 36V37H2ZM5 36V37H4ZM8 36V39L6 38ZM10 36H11V38H10ZM56 38H55V37ZM111 36H109L110 38H108L110 41H113V42H115L116 40H115V38H112ZM1 37H2V39H1ZM65 40H64V39ZM11 39V40H10ZM33 39H34V43H35V46H31V45H29V46H31V47H36V43H38V41H36V35H34V37H33ZM47 39V40H46ZM56 39V41L57 42H53L54 40ZM64 41H63V40ZM67 39V40H66ZM70 39H71V41H70ZM78 39V38H77ZM83 39V40H82ZM3 40H4V42H3ZM52 40V41H51ZM73 40V41H72ZM76 40V41H75ZM82 40V41H81ZM85 40H88V42H89V44L90 43H94L93 44V46L92 45H90L89 46V44H88V42L87 41H85ZM92 40V41H91ZM134 42H138V39H132ZM10 41V42H9ZM66 41V44L64 43ZM68 41V42H67ZM5 42H7V44H10L11 42H12V44L13 45H8L7 46V44L5 43ZM60 42L62 43L61 45H60ZM70 42V43H69ZM73 42H75V43H73ZM54 43H55V45H54ZM6 44V45H5ZM73 44V45H72ZM83 44L85 45V46H83ZM87 44H88V46H87ZM4 45H5V47H4ZM32 45H34V44H32ZM49 45V46H48ZM71 45H72V47H71ZM95 45V46H94ZM65 46H67V49H69V50H67L66 48H65ZM77 46H79V48H77ZM81 46H83L82 48H81ZM94 48V51L92 50L93 48ZM28 47V48H27ZM70 47V48H69ZM89 47V48H88ZM92 49H91V48ZM97 47V49H95ZM4 50H3V49ZM80 48H81V50H80ZM36 50L37 51V53H33V51L34 50ZM64 49H66L67 51H68V53L66 52V54H69V55H66L65 53H64ZM74 50V49H77V50H74V51H71V50ZM173 49V51H175V52H177V49H174V48H172ZM204 49V48H203ZM80 52H79V51ZM70 51V52H69ZM77 51V52H76ZM2 52V53H1ZM43 52H44V54H43ZM61 52H63V54H61L60 55V53ZM111 52V51H110ZM243 52V51H242ZM38 53H39V55L41 56V55H43L42 57L43 58H41L39 55H38ZM41 53V54H40ZM72 53V54H71ZM79 53V54H78ZM83 55H82V54ZM105 53H106V50H105ZM66 56H65V55ZM63 55V56H62ZM60 56V57H59ZM31 58V59H30ZM49 58H51L50 60H49ZM26 59H28V60H26ZM57 59V58H56ZM83 59H86L85 61L83 60ZM81 61H83V63L84 64H82V62ZM97 61V62H96ZM104 61H106V60H104ZM5 63L6 64V66L5 65H3V64ZM27 63H29V65H31V66H33V67H31V66H29ZM85 63H86V65H85ZM96 63V64H95ZM20 64H23L22 66L20 65ZM33 64V65H32ZM98 64V65H97ZM101 64V65H100ZM3 65V66H2ZM82 65L84 66L83 68H82ZM5 66V67H4ZM26 66V68H24ZM28 66V67H27ZM97 66H98V70H97ZM106 66V65H105ZM230 66V65H229ZM3 67H4V69H6V70H4L5 72H6V74L5 73H2V69H3ZM8 69H7V68ZM23 67V68H22ZM29 67H31V68H29ZM231 67H235L234 65H232L231 64ZM236 67H237V65H236ZM21 68V69H20ZM29 68V69H28ZM239 69H241L242 71L244 70L245 71V68L243 69L242 67L240 68V67H238ZM20 69V70H19ZM34 72V71H36V73L34 72V75H32L33 74V72H31V70ZM92 69H93V71H92ZM13 70V71H12ZM24 70V71H23ZM80 70V71H79ZM3 71V72H4ZM10 71V72H9ZM20 71V72H19ZM25 71H27V72H25ZM92 71V72H91ZM94 71H96V72H94ZM17 72V74H15V73ZM24 72V73H23ZM94 72V73H93ZM259 72H261V71H259ZM9 73L12 75V76H9ZM18 73H20V75L18 74ZM22 73L23 74H25V76L23 75V80H21V76H22ZM30 73H31V75H32V77H31V75H30ZM76 73L78 74V75H76ZM82 73V74H81ZM86 73V74H85ZM89 73V74H88ZM93 73V74H92ZM258 75H260V76H262V77H264V74H259L258 72H256ZM256 73H254L255 74V76L254 77H257L258 75L256 74ZM36 74H38V75H36ZM84 74V75H83ZM88 74V75H87ZM3 75H5V76H7V77H5L4 78V76ZM15 75V76H14ZM29 75V76H28ZM80 75V79H79V77H77V76H79ZM86 75V76H85ZM18 76H20V77H18ZM31 77V79L30 78H28L29 79V81H27L26 83H25V85H24V83H22L23 84V86H22V88H21V83H18V81H23V82H25L26 80H28L27 79V77ZM34 76V77H33ZM72 76H73V78H72ZM76 76V77H75ZM3 77V78H2ZM10 77H11V80H14V81H12L11 82V80H10ZM17 77L19 78L18 79V81H16L17 80ZM91 77V76H90ZM33 78V79H32ZM104 78V77H103ZM257 78H260L261 79V77H257ZM3 79V80H2ZM9 81V82H2V81ZM40 79H42L41 81H40ZM255 79V78H254ZM66 81V82H65ZM79 81H81V83H83L82 85H81V83H79ZM14 82H16V83H18V84H16V85H14ZM28 82H29V84H28ZM59 82V83H58ZM2 83L4 84V85H2ZM5 83H6V85H5ZM31 83H33V84H31ZM42 83V84H41ZM123 83V82H122ZM131 83L132 82H130V85H129V83H123V85H121V86H123V88H125L126 90L128 89V87L129 88H131V86H132V88L133 87H136L137 88V85H138V83H136L135 82V84L133 83V85H131ZM12 84H13V88H12ZM36 84H38V85H36ZM42 85V87H41V85ZM59 84H60V86H59ZM137 84V85H136ZM10 86L9 88H8V86ZM29 85H32V86H34L35 87V85H36V88L35 89H33V87L32 86H29ZM68 85H71V87H69ZM89 85V86H88ZM125 85V86H124ZM7 87V88H6ZM24 87V88H23ZM26 87L27 88H29V89H26ZM37 87L39 88L40 87V89L38 90L37 89ZM44 87H45V85H44ZM127 87V88H126ZM30 88H31V90H30ZM41 88H43V89H41ZM64 89V91H67L66 89L68 88V90L70 91V94H69V91H67V93L65 92V93H63L64 91H63V89ZM136 88H134V89H132L133 90V93L135 92V90H138L139 89V86H138V88L136 89ZM37 89V90H36ZM12 90H13V92H12ZM30 92H29V91ZM61 90V91H60ZM87 90V89H86ZM9 91V92H8ZM32 91H33V93H32ZM35 91V92H34ZM39 91V92H38ZM56 91V90H55ZM93 91V92H92ZM11 92L13 93L12 95H10L11 94ZM37 92V93H36ZM46 94H45V93ZM2 93H4V94H2ZM55 93L56 92H54V95H55ZM41 94V95H40ZM59 94V93H58ZM67 94H68V96H67ZM42 95H43V98H39V97H42ZM53 95V96H54ZM64 95H65V97H64ZM70 95V96H69ZM96 95H97V93H96ZM109 95V94H108ZM107 95V96H108ZM127 96V97H126ZM125 97H123V102L125 103L126 101L125 100H127V98H129L128 100H132V98H134L133 96H135V94H133L132 95V97L131 96H129V95H126ZM35 97V98H34ZM59 97V98H58ZM68 97H70L69 99H68ZM72 97V98H71ZM36 99V100H38V102L35 100L34 101V99ZM38 98V99H37ZM125 98V99H124ZM2 99V100H1ZM6 99V100H5ZM71 99V100H70ZM136 98H134V100H135ZM6 101L5 102V104H4V101ZM47 100V101H46ZM53 101V102H56V101ZM134 100H132L133 102H134ZM34 101V102H33ZM42 101H43V104H41L42 103ZM49 102V103H46V102ZM72 101H74V102H72ZM75 101H76V103H75ZM77 101L79 102V103H77ZM122 101H120V104L119 105H121L122 106ZM2 102V103H1ZM9 102H10V104H9ZM30 102H31V104H30ZM35 102L37 103V105H35ZM7 103V104H6ZM34 103V104H33ZM52 103V102H51ZM57 104H59L58 102H56ZM4 104V105H3ZM47 106H45V105ZM49 104V105H48ZM64 104H65V106H64ZM69 104V106H67L66 107V105H68ZM78 104H80V105H78ZM9 107V109L7 108V106ZM42 106V108L40 107V106ZM75 105V106H74ZM49 106V107H48ZM63 106V107H62ZM72 106H74V107H72ZM76 106H77V108H76ZM79 106V107H78ZM82 106H81V110H82ZM3 107V108H2ZM66 107V108H65ZM86 107H83V113L86 111ZM37 108V109H36ZM43 110H41V109ZM64 108V109H63ZM71 108H73V109H71ZM74 108H76L75 110H74ZM85 108V109H84ZM136 108H137V110H136ZM5 109V110H4ZM67 109V110H66ZM140 109L142 110V111H140ZM40 110H41V112H43V114H42V118H40L41 117V115H39L38 117H36L38 114H40ZM46 110H48V111H46ZM66 110V111H65ZM106 109L104 108V109H102L101 111L102 112H104ZM193 109L192 108H190L189 109V111H191L190 112V115H192L193 113H194V116L193 117H195V118H197V119H200L199 121H201V119H202V117L201 118H198V117H200L201 115H202V113L201 114H199V113H195L194 111H192ZM4 112V114H3V112ZM6 111H8V112H6ZM29 111H30V113H29ZM32 111H37V112H34V113H32ZM46 111V112H45ZM59 111V110H58ZM109 111V110H108ZM108 111H107V113H108ZM49 114H48V113ZM77 112H80V113H82L81 111H77ZM142 112H143V115L144 116H142L141 114H142ZM7 113H9V114H7ZM47 115V116H44L45 114ZM82 113V114H83ZM85 113V114H86ZM117 112H115V114H116ZM138 113H141L140 115V117H138L139 116V114ZM192 113V114H191ZM2 114V115H1ZM6 114H7V117H6ZM25 114H27V115H25ZM31 114V115H30ZM33 114V115H32ZM35 114V115H34ZM37 114V115H36ZM85 114H83V115H81V116H84ZM11 115H14V116H11ZM64 115V117H61L62 119H59V117L60 116H63ZM113 115H114V111H113ZM4 116V117H3ZM30 116V117H29ZM32 116H34V118L32 117ZM90 116H92V117H90ZM197 116V117H196ZM204 116V120H206L205 118H207L206 117V115H203ZM12 117V118H11ZM45 117V118H44ZM54 117V118H53ZM140 118V120L139 119H137L138 120V123H137V121H136V119L135 118ZM147 117V118H146ZM7 118V119H6ZM46 119L45 121H44V119ZM55 119L54 120V122H53V120L52 121H50V119ZM57 118V119H56ZM82 118V117H81ZM100 118V117H99ZM141 118H142V120H141ZM145 118H146V122H148V123H144V121H145ZM2 119H0V120H2ZM29 119V120H28ZM32 119H34V120H32ZM35 119H36V121H35ZM84 119V118H83ZM82 119V120H83ZM143 119H144V121H143ZM148 119H150L149 121H148ZM202 119V120H203ZM41 120H43V121H41ZM47 120H49V121H47ZM102 120H104V123H102ZM116 120V119H115ZM129 120V121H128ZM28 121V122H27ZM38 121H40V122H38ZM63 121H62V123H63ZM81 121V120H80ZM113 122H114V120H112ZM135 121H136V123H135ZM140 121H142L144 124H146V125H142V122H140ZM35 122H37V123H35ZM45 122V123H44ZM53 122V123H52ZM82 122V121H81ZM130 122H132V123H130ZM149 122H150V124H149ZM202 122V121H201ZM35 123V124H34ZM42 123V124H41ZM47 123H49L48 125H46ZM57 123V124H56ZM61 123V124H62ZM95 125H94V124ZM102 123V124H101ZM107 123V124H106ZM141 125H140V124ZM31 124V127L32 128H30V125ZM41 124V125H40ZM44 124V125H43ZM53 124H54V126L55 127H57V125L58 126H60V127H58V128H56L55 129V127L53 126ZM79 124V125H78ZM85 124V125H84ZM97 124H99V125H97ZM10 125V126H9ZM13 125V126H12ZM50 125V127H48ZM75 125H77V126H75ZM82 125V126H81ZM86 126L87 125V127L85 128L84 126ZM93 125V126H92ZM97 125V126H96ZM101 125V126H100ZM104 125H105V127H104ZM109 125V126H108ZM112 125H115V126H113V127H115V129L114 128H112V127H110V126H112ZM238 125V126H237ZM42 128H41V127ZM46 126H47V129H49V131L47 130V129H45L46 128ZM51 126H53V127H51ZM72 126V125H71ZM95 126H96V128H95ZM101 128H100V127ZM102 126L104 127V128H102ZM125 126V127H124ZM130 126H132V127H130ZM140 126H146V127H144V128H142V127H140ZM235 126H237V127H239L238 128V130L240 129V128H243V126L242 125H239V124H235ZM242 126V127H241ZM9 127H11V128H9ZM37 127V128H36ZM94 127V129H92V128ZM128 129H127V128ZM141 129H140V128ZM7 128V129H6ZM76 129L75 130V132L77 133H75L74 131H72L73 129ZM83 128V129H82ZM90 128V129H89ZM111 128V129H110ZM124 128H125V130L127 129V131L129 130V129H131V130H133V135L132 136H129V135H131L130 133H127L128 134V136H126L125 134L126 133H124V132H127V131H125L124 130ZM6 131H5V130ZM37 129V130H36ZM68 129V130H67ZM72 129V130H71ZM102 129V130H101ZM104 129V130H103ZM108 129V130H107ZM117 129H120L119 131L121 132H123V134H124V136H123V134L121 135L120 134V132H117L118 130ZM139 129V130H138ZM40 130V131H39ZM47 130V131H46ZM62 130V131H61ZM64 130V131H63ZM82 130V131H81ZM85 130V131H84ZM112 130H113V132H112ZM124 130V131H123ZM135 130V131H134ZM243 130V129H242ZM18 131V132H17ZM29 131V132H28ZM34 131V132H33ZM57 131V132H56ZM87 132V133H84V132ZM102 131H105V133H103ZM115 131V132H114ZM255 131H257L258 132V135H261V136H264V133H261V134H259V131L258 130H254L253 129V132L255 133V134H257ZM14 132H16V133H13ZM41 132V133H40ZM100 132H102V134L100 133ZM111 132V134H109L108 135V133H110ZM131 132V131H130ZM140 132V133H139ZM240 132V133H239ZM241 129L238 131V133L240 134V136H241V138H240V136H239V134L236 136L237 137V139H238V136H239V138L243 141V136H242V134H241ZM10 133V134H9ZM18 133V134H17ZM31 133V134H30ZM35 133V134H34ZM43 133H45V134H43ZM47 133V134H46ZM59 133V134H58ZM63 133H65V134H63ZM70 133V134H69ZM74 134V135H72V134ZM84 133V134H83ZM113 133V134H112ZM114 133H116V136H115V134ZM117 133H119L120 134V136H121V138L119 139L118 137V135H117ZM132 133V132H131ZM139 133V134H138ZM7 136H6V135ZM30 136H29V135ZM33 134V135H32ZM38 134V135H37ZM62 134H63V137H61L62 136ZM83 134V135H82ZM5 135V136H4ZM13 135V136H12ZM28 135V136H27ZM37 135V136H36ZM50 135V136H49ZM36 138H35V137ZM39 136V137H38ZM118 136V137H117ZM3 137L5 138V137H7V138H5L4 140H3ZM29 139H28V138ZM41 137V138H40ZM45 137V138H44ZM66 137V138H65ZM76 137V138H77ZM105 137V138H104ZM113 137V136H112ZM126 137V138H125ZM236 137H234L235 139H233L231 142L233 143V145H234V147H238V144H240V143H238V141H237V139H236ZM42 138H44V139H42ZM69 138V139H68ZM6 139L8 140V141H10L11 142V140H15L16 141V144L18 143V145H19V143H20V145L22 146V142H23V145L26 143V142H28V140H30L31 142H32V139H33V141H34V145H35V143H36V148L34 147V152H33V155H32V153H30V152H32V151H30L29 149H20V150H18L17 151V149H15V148H13V146H12V142L10 143V142H6ZM22 139H24V140H22ZM28 139V140H27ZM35 139V140H34ZM42 139V140H41ZM52 139V140H51ZM122 139V140H121ZM239 139V140H240ZM45 140V141H44ZM123 140H124V142H123ZM224 140H226V139H224ZM234 140H235V142H234ZM15 141H13V143H15ZM19 141V142H18ZM24 141H26V142H24ZM29 141V142H30ZM40 141V142H39ZM49 141V142H48ZM102 141H104V140H102ZM130 141V140H129ZM247 141H249L250 143L249 144H251V145H248L246 148H247V151L249 152V153H255L256 151H258V149H257V145H256V140H254V139H252L251 141L250 140H247ZM252 141H254L253 142V144H254V148L252 147L253 145H252ZM127 142V143H126ZM5 143V144H4ZM7 143V144H6ZM9 143V144H8ZM39 143V144H38ZM45 143H47V145L48 146H44V145H46ZM237 143V144H236ZM41 144V145H40ZM50 144V145H49ZM235 144H236V146H235ZM8 145V146H7ZM9 145H11V147L9 146ZM19 145V146H20ZM38 145V146H37ZM223 146V145H222ZM221 146V149H223V150H225V152L223 151V150H221L222 152H223V154H226V153H228V150L226 151V149L224 148V146L222 147ZM10 147V148H9ZM41 149H40V148ZM46 147V148H45ZM128 147H130V146H128ZM248 147H251V148H248ZM255 147H256V149H255ZM44 148V149H43ZM56 148V149H55ZM253 148V149H252ZM12 149V150H11ZM43 149V151H41V152H39V150H42ZM46 149V150H47ZM4 150V151H5ZM25 150L27 151V153L25 152ZM38 150V151H37ZM253 150V151H252ZM16 151V152H15ZM58 151V152H57ZM23 152H25V153H23ZM43 152V153H42ZM56 152V153H55ZM16 153H17V155H16ZM40 153H42V155L40 154ZM256 153H260V152H256ZM24 154V155H23ZM32 156H31V155ZM34 154H35V156H34ZM124 154H126V153H124ZM123 154V155H124ZM128 154V153H127ZM126 154V156L125 157H127L126 158V160L125 161H130V160H132V161H130V163H128V165H123V164H121V165H117V167H116V169H117V171H116V169L113 171V173L111 172V173H108V174H101L102 172H100L99 174H101L97 179L98 180H96L95 182H93L92 184H91V187L92 186H98V185H101V184H103V181H104V179H105V186L104 187H108L109 188V190L108 189H105L104 187H103V189H104V193H106V195H107V197L105 196V194H103L104 196H105V199L107 198V200L108 199H111L112 198V196L110 195V197L108 196L109 195V193H111V194H113L112 192H116L117 191V189H118V187H116L115 185H119V184H121L123 181H124V176H123V174H124V172H125V169H126V167L125 166H127V167H129V166H132V165H134V164H136V163H133V162H136L135 160H137V162L139 161V159H140V154L138 155V153H134V152H129V154L128 155H131V157H129L128 155ZM135 154V155H134ZM21 155H23V156H21ZM29 158V159H26L25 157L26 156ZM29 155V156H28ZM57 155V156H56ZM137 155V156H136ZM34 156V157H33ZM115 156V157H116ZM140 156V157H139ZM14 157H15V159H16V161H15V159H14ZM39 157H40V159H39ZM129 157V158H128ZM135 157V158H134ZM137 157H139V159L137 158ZM4 158H6L5 160H4ZM13 160L14 159V161H15V163L16 164H14V163H12L11 161V159ZM19 158V159H18ZM20 158H24V159H26V160H30L29 162H27L28 164H23V163H25L24 162V159H20ZM35 158V159H34ZM37 158V159H36ZM63 158V159H62ZM131 158V159H130ZM2 159V160H1ZM8 160V162H6ZM11 160V161H10ZM23 160V161H22ZM25 160V161H26ZM39 160H41V161H39ZM3 161H4V163L5 164H3ZM17 161H18V163H20L19 165H17ZM31 161H32V165H31ZM127 161V162H128ZM2 162V163H1ZM12 163V164H11ZM29 163H30V165H29ZM44 163H45V165H44ZM82 165V167L84 168V167H86V164L85 163H83L82 161H80V162H78L77 164H76V166H75V171L73 172V174H75V175H73V176H76L77 177V175L80 177V176H83L84 178H85V174L87 175V173H88V170L90 171V169H88L89 167H86V168H84V171L82 172V167H81V165ZM126 163V162H125ZM133 163V164H132ZM6 164L8 165V166H6ZM36 164V165H35ZM63 164V163H62ZM84 164H85V166H84ZM132 164V165H131ZM11 165H13V168H12V166ZM40 165V167H38ZM65 165V164H64ZM15 166V167H14ZM22 166V167H21ZM24 166V167H23ZM29 166V167H28ZM30 166H32L33 168H31ZM39 168V169H41V170H39L37 167ZM44 166V167H43ZM18 167V168H17ZM26 167V168H25ZM120 167V168H119ZM125 167V168H124ZM133 167V166H132ZM4 168H6L7 170L9 169V171H7L6 169H4ZM10 168H12V169H10ZM15 168V169H14ZM36 168V169H35ZM123 168V169H122ZM221 166L218 168L219 169V171H218V173L217 172H215V171H208V173L207 174H209V175H207V176H204L205 178H202V179H204L205 180V182H206V180H207V182L209 181V183L210 182H212L211 184V186L210 187H207L206 188V192H208V188H209V192H208V194H209V197L207 198V196H208V194H207V196L205 197V195H204V197H203V199H202V197L200 198V201L199 202H201V204H199V205H202L203 207H201L202 208V210L203 209H205V210H203V213H206L207 211V213L208 214H210V213H212V214H214V213H216L217 211L215 210L216 209V207L215 206H217V204H218V202H219V198H221L222 197V191L220 190V187H216V185H215V183L218 181V177H220V175H221V173L223 172V167L221 168L222 169V172H221ZM34 169H35V171H34ZM79 169H81V171H79ZM120 169V172L118 171ZM123 171H122V170ZM3 170V171H2ZM12 171V173H11V171ZM15 170V171H14ZM37 170H38V172H37ZM48 170H50V171H48ZM48 171V172H47ZM10 174H9V173ZM14 172V173H13ZM44 174V175H42V173ZM85 172V173H84ZM114 172H115V174H114ZM117 172H119V174H117ZM123 172V174H121ZM210 172H212V174L210 173ZM56 173V174H55ZM76 173H77V175H76ZM78 173H80V174H78ZM82 173L84 174V175H82ZM126 173V172H125ZM216 173H217V175H216ZM40 174V175H39ZM46 174H48V178H49V180H51V181H49V180H47V178H45V177H47V175ZM54 174V175H53ZM111 174H113V176H110ZM3 175V176H2ZM6 175H8V176H6ZM116 175H118V176H116ZM42 176H44V177H42ZM108 177V178H106V177ZM115 176H116V178L118 179H120V180H122L123 179V181H120L119 179L116 181V178H115ZM122 178H120V177ZM123 176V177H122ZM129 176V174L126 176V178L127 179H125L126 181L128 180V179H130L129 181L130 182H132L133 180V182H135L136 181V179L138 178V176H136V177H134V179L133 178H129L128 177ZM209 176V177H208ZM2 177V178H1ZM7 177V178H6ZM9 177V178H8ZM41 179H40V178ZM83 177H81V178H78V180H84V181H79L81 184L82 183H85L86 184V182H88L89 180H87V179H83ZM102 177H103V179H102ZM212 177H215V178H212ZM36 178H37V180H36ZM39 178V179H38ZM45 178V179H44ZM58 178H60V179H58ZM110 178H112V180L110 179ZM114 178V179H113ZM7 179H8V181H7ZM20 179H22V180H24V181H26L25 182V184H23L22 182H24V181H20ZM54 179V180H53ZM246 179L247 178H245L244 180H243V182H246ZM6 180V181H5ZM45 180V181H44ZM47 180V181H46ZM53 180V181H52ZM107 180V181H106ZM111 181V183H110V186H108L109 185V182ZM191 180L192 179H190V185L187 183V184H185V186L187 185V187H188V190L190 191L191 190V188L194 186V187H200V182H198V181H195L194 179H193V181L191 182ZM211 180V181H210ZM213 180V181H212ZM56 181H57V183H56ZM99 182V184L97 183L96 184V182ZM119 181V182H118ZM128 181V182H129ZM6 182V183H5ZM43 182V183H42ZM45 182H47V184L45 183ZM53 182H54V184H53ZM61 182V183H60ZM108 184H107V183ZM194 182H196V183H194ZM213 182H214V184H213ZM5 183V185H3ZM21 183V184H20ZM38 183V184H37ZM42 183V184H41ZM46 185H45V184ZM113 183H114V185H113ZM119 183V184H118ZM37 184V185H36ZM94 184H96V185H94ZM192 184V185H191ZM22 186V187H18V186ZM34 185V186H33ZM48 185H50V186H48ZM53 185V186H52ZM58 185V186H57ZM84 185V184H83ZM114 186V187H112V186ZM189 185V186H188ZM215 185V186H214ZM56 186V187H55ZM138 185H136L135 187L136 188H134L133 190H131V189H128V188H126V189H121V190H118L119 191V193L121 192V191H129V192H131V193H128V196H127V200H125L124 201V203H130V205H132L133 204V206H138L139 207V204L141 203H143V202H146V199L148 200L149 198H150V196H148L147 194H149V193H146V191H143L142 190V188L141 187H137ZM190 186H192V187H190ZM214 186V187H213ZM19 189H18V188ZM26 187H27V191L26 190H24V189H26ZM48 187V188H47ZM53 187V188H52ZM59 187L61 188V189H59ZM99 187V186H98ZM106 187V188H107ZM24 188V189H23ZM46 188V189H45ZM114 189V190H112V189ZM190 188V189H189ZM214 188V189H213ZM17 189V190H16ZM24 190V192L22 191V193H21V190ZM53 189V190H52ZM137 189V190H136ZM202 189H205V188H202ZM215 191H213V190ZM41 190H43V191H41ZM57 190H59V191H57ZM105 190H108L107 192L105 191ZM196 190H197V188H194V189H192V192L194 193V194H196ZM211 190V191H210ZM4 191V192H3ZM45 191V192H44ZM110 191V192H109ZM195 191V192H194ZM3 192V193H2ZM63 192H65V193H63ZM144 192V193H143ZM191 192V191H190ZM191 192V193H192ZM213 192V193H212ZM14 193H15V196H14ZM45 193V194H44ZM139 193V194H138ZM142 193H143V195H142ZM146 193V194H145ZM214 193H215V195L216 196H214ZM25 194V195H24ZM39 194H41L40 196H39ZM44 194V196H42ZM62 194H63V196H62ZM210 194H212V195H210ZM16 195H19V196H16ZM21 195H22V197H21ZM61 195V196H60ZM93 195V194H92ZM133 195H135L134 197H133ZM219 195H221L220 197H219ZM3 196H2V198H3ZM39 196V197H38ZM36 197V198H35ZM43 197H47V200H45L46 198H44V199H42ZM109 197V198H108ZM133 197V198H132ZM139 197V198H138ZM22 198V199H21ZM39 198V199H38ZM41 198V199H40ZM66 200H65V199ZM92 198V197H91ZM88 199L87 198V201H85V207H86V209L87 210H85L84 211V213L83 214H81V216H80V218L81 219H79V220H81V222L82 223H84L83 225L86 227V230L84 231V234H85V236L90 240V241H93V242H90L91 243V245H93L92 247H94L93 249H94V252L97 254V256H99L98 257V260L100 261L99 263H103V264H115V263H113V262H115V260H116V258H117V260L118 259H120L119 261V263L118 264H122V263H124V259H125V257L127 258L126 259V261L128 260V258L130 257H134V255L138 258V259H140V260H142V258H143V260H145V259H147L150 255H151V253L152 252H150V251H148V250H146V248H144V246H143V244H141V242L142 241H145L147 238H148V234L146 233L145 234V232H142L141 231V229H139L136 225H133V224H129L128 223V221L126 220V221H123V219H125V218H122L123 216H118L117 217V221L115 220V227H113V228H110L109 229V231H107L106 233H105V235L108 233V232H110V230L112 231V233H115V235L117 234V238H115L114 237V241L116 240V241H121V239L124 241V246L122 245L120 248H118V251L117 250H114V248H113V246L115 245V243H114V241L113 240H111V241H109V244H102V242L100 241V239L98 238V231H97V229H96V227H95V225H94V223H93V217L95 216V213H96V211L97 212H99V213H101V214H107V215H109V214H111V213H107L108 212V210H105V209H100L99 208V206L96 204L95 205V199H97L96 198V196H93V198H94V200H93V198L92 199ZM114 198V197H113ZM112 198V199H113ZM135 198V199H134ZM206 198V199H205ZM37 199V200H36ZM64 199V200H63ZM104 199V200H105ZM131 199H134V200H137V199H139L138 201H134L133 202V200H131ZM141 199V200H140ZM12 200H14V201H12ZM15 200L18 202H15ZM44 200V201H43ZM60 200V201H59ZM90 200V201H89ZM93 200V201H92ZM145 200V201H144ZM143 201V202H142ZM15 202V203H14ZM21 202H22V204H21ZM56 202H58V204L56 203ZM60 202V203H59ZM64 202H66V203H63ZM87 202V203H86ZM90 202V203H89ZM91 202H94V203H92L91 204ZM132 202V203H131ZM40 203V204H39ZM46 203V204H45ZM56 203V204H55ZM139 203V204H138ZM8 204H6V206H8ZM14 204V205H13ZM52 204V205H51ZM122 204V203H121ZM144 204V203H143ZM50 205V206H49ZM56 205V206H55ZM60 205H62V206H60ZM11 206H12V208H11ZM40 206V207H39ZM48 206V207H47ZM59 206V207H58ZM90 206V207H89ZM96 206V207H95ZM16 207H15V209H16ZM45 207V208H44ZM56 207V208H55ZM62 207L64 208V209H62ZM98 207V208H97ZM90 208V209H89ZM94 208V209H93ZM147 208H149V207H147ZM147 208H145L144 210H139V217L142 219L143 218V216H145V214H147L146 212L148 211V209ZM207 208V209H206ZM44 209V210H43ZM48 209V210H47ZM61 209V210H60ZM93 211H92V210ZM140 209V208H139ZM95 210V211H94ZM147 210V211H146ZM5 211V212H4ZM39 211V212H38ZM43 211H45L44 213H43ZM48 211V212H47ZM61 211V212H60ZM66 211V212H65ZM87 211V212H86ZM106 211V212H105ZM142 211V212H141ZM146 211V212H145ZM210 211H213V212H210ZM63 212V213H62ZM91 212V214H89ZM93 212H95L94 213V215H93ZM2 213V214H1ZM5 213V214H4ZM49 213V214H48ZM55 213V214H54ZM56 213H57V215H56ZM66 213V214H65ZM206 213V214H207ZM8 214V215H7ZM44 214V215H43ZM46 214V215H45ZM49 216H48V215ZM61 214V215H60ZM63 214V215H62ZM96 214H98V213H96ZM105 214V215H106ZM177 213H174V215L172 216V217H170L171 219H173V220H175L178 216H175ZM242 214V215H241ZM56 215V216H55ZM66 215V216H65ZM92 217H91V216ZM159 215V214H158ZM154 216V217H152V219L151 220H153L152 221V225H151V231L153 230V231H155V230H157L156 228H158L157 226H158V223H159V219L160 220H162L161 219V217L163 218L164 216H162V215H159V216ZM240 216H238L239 218H241V216L243 217V220H244V226H242V227H239V228H241L240 229V231H239V229H238V231L237 232H239L238 234L240 235V236H242V237H247V234H248V228H251L252 227V225L254 224V222H253V218H251L250 217V215L248 216L247 214H245L244 212H242V213H240L239 214ZM37 216V217H36ZM45 216L46 217H48V218H45ZM65 216V217H64ZM161 216V217H160ZM22 217V216H21ZM42 217H43V219H42ZM50 217V218H49ZM62 217V218H61ZM67 217V219H65ZM84 217V218H83ZM120 217V218H119ZM12 220H11V219ZM56 218V220H58L57 222H56V220H54ZM88 218H90V219H88ZM154 218H158V219H154ZM6 219H7V222H6ZM16 219V218H15ZM25 219V220H24ZM41 219V220H40ZM50 219V220H49ZM52 219V220H51ZM64 219V220H63ZM84 219H85V222H84ZM170 219V224H169V227L172 229V227H174V226H172V225H174L175 224V221H173V220H171ZM238 219V218H237ZM242 219V218H241ZM247 219V220H246ZM253 219V220H252ZM48 220V221H47ZM70 222H69V221ZM156 220H158L157 222L158 223H156ZM249 220V221H248ZM31 222V224H30V222ZM36 221V222H35ZM47 221V222H46ZM65 221V222H64ZM89 223H87V222ZM8 222H10V224L8 223ZM21 222H23L22 224H21ZM29 222V223H28ZM33 222V223H32ZM54 222H56V223H54ZM65 223V224H67L69 227H67L68 229H66L65 230V233H63V238H64V240H65V242H67V244H65L66 246H65V248H67V249H65V252L68 254V256L64 253V252H61V253H57V251H55V249L53 250V240H54V237H55V234L53 233V229L55 228V225L57 224V223ZM91 222V223H90ZM124 222H125V224H124ZM252 222V223H251ZM18 223V224H17ZM20 223V224H19ZM27 223V224H26ZM45 223L47 224V225H45ZM48 223H52V224H48ZM127 223L129 224L128 226H127ZM171 223H173V224H171ZM249 223V224H248ZM14 224V225H13ZM26 224V225H25ZM36 225L35 226V231L37 230H39L38 232L36 231L35 232V234L36 235H33V236H31V238L34 240H32L31 238H20L21 236L19 235V234H21V231H22V229H23V227L24 228H26L27 226H28V228H32V227H34V225ZM71 224V225H70ZM154 224V225H153ZM157 224V225H156ZM252 224V225H251ZM21 225H23L22 227H21ZM25 225V226H24ZM38 225L40 226V227H38ZM45 225V226H44ZM53 225H54V227H53ZM92 225H94V226H92ZM123 225V226H122ZM248 225V226H247ZM49 226V227H48ZM52 226V227H51ZM73 226V227H72ZM119 226V231H117V227ZM129 226H130V228H131V230L134 228V227H136V228H138L137 230H135V228L132 230V231H134V233H132V231L129 229ZM11 227V228H10ZM12 227H13V229H12ZM16 227H17V229H16ZM20 227V228H19ZM45 227H47V229L45 228ZM127 227V228H126ZM247 227V229L246 230H244L245 228ZM9 228V229H8ZM22 228V229H21ZM36 228H38V229H36ZM244 228V229H243ZM51 229H52V231H51ZM126 229V230H125ZM3 230V231H2ZM18 232H17V231ZM41 230H42V232H43V234H42V232H41ZM69 230V231H68ZM91 230V231H90ZM116 232H115V231ZM2 231V232H1ZM5 231V232H4ZM8 231V232H7ZM114 231V232H113ZM120 231H122V232H120ZM126 231V232H125ZM129 231H131V232H129ZM138 231V232H137ZM148 231H150V229L148 230ZM159 231V233H160V230H158ZM6 232H7V234H6ZM17 232V233H16ZM93 232V233H92ZM247 232V233H246ZM6 235H5V234ZM14 233H15V235H16V237H15V235H14ZM48 233V234H47ZM50 233L51 234H53L54 236H52V235H50ZM67 233V234H66ZM97 233V235L95 236V234ZM122 233H124V234H122ZM128 233V234H127ZM136 233L139 235H136ZM139 233H142L141 235L139 234ZM157 233V232H156ZM163 233V232H162ZM11 234V235H10ZM41 234V235H40ZM65 234V235H64ZM89 234H91V236L89 235ZM130 234V236H128ZM149 234H151V232H149ZM161 234V233H160ZM241 234H243V235H241ZM245 234H246V236H245ZM4 235V236H3ZM40 235V237H38V236ZM45 235V236H44ZM51 236V237H49V236ZM105 235L103 234V237H105ZM125 235V236H124ZM133 235H135V236H133ZM143 235H145V236H143ZM264 234H261V236H263ZM19 236V237H18ZM123 236V237H122ZM126 236H128V238L126 237ZM147 236V237H146ZM225 236V235H224ZM3 237H5V239L3 238ZM74 237V238H73ZM131 237V238H130ZM134 238V240L137 242V243H140V245L139 244H137V245H135L134 244V247H133V245H131V244H128V242L127 241H125V239L127 238V239H133ZM7 238V239H6ZM12 238L14 239V238H18L17 239V246H19V247H17V246H13V247H15L14 249L12 248V247H8V248H6V244H4V243H6L7 241H10V240H12ZM37 238H38V240H39V238H40V241H38L37 240ZM42 238H44V239H42ZM50 238V239H49ZM66 238H68V239H66ZM91 238H92V240H91ZM95 240H94V239ZM121 238V239H120ZM142 239L143 238V240H140V239ZM47 239V240H46ZM52 239V240H51ZM126 239V240H127ZM136 239H138V240H136ZM246 239H248V238H246ZM2 240H4V243H2L3 244V246H5L4 248L2 247V244H1V242H3ZM19 240V241H18ZM22 240V241H21ZM25 242H24V241ZM26 240H28L29 242H31V243H33V244H31L30 243V245H29V243H28V241H26ZM31 240V241H30ZM44 242H43V241ZM73 240V241H72ZM228 239L226 238V239H224V241H227ZM33 241V242H32ZM35 241H36V243H35ZM42 241V242H41ZM46 241V242H45ZM72 241V242H71ZM95 241V242H94ZM22 242V243H21ZM41 242V243H40ZM47 242H49V243H47ZM52 242V243H51ZM125 242H126V245H128V247H126V245H125ZM24 243V244H23ZM26 243V244H25ZM38 243V244H37ZM71 243H73L72 245H71ZM252 243V244H251ZM23 244V245H22ZM29 246H28V245ZM48 244H50V245H48ZM69 244V245H68ZM75 244V245H74ZM98 244V245H97ZM99 244H100V247H99ZM111 244H113V245H111ZM250 244L251 245H249V247L251 246V248H252V251H253V249H254V247H255V249H254V251H255V253H254V251H253V253H250L251 254V256L253 255V254H255L256 256H257V258H258V255H259V257H261L262 258V264H264L263 262H264V260H263V258H264V256L262 255L263 253L262 252H260L259 251V248H258V246H257V244H256V242H255V244H254V242L252 241H250ZM26 246V248H25V246ZM32 245V246H31ZM43 245V246H42ZM77 245V246H76ZM107 247H106V246ZM239 245L241 246L242 245V242L241 243H239ZM24 246V247H23ZM38 246V247H37ZM42 246V247H41ZM50 246V247H49ZM75 246V247H74ZM98 246V247H97ZM110 246H111V248H110ZM139 246H141V247H139ZM254 246V247H253ZM28 247V248H27ZM30 247V248H29ZM35 247V248H34ZM68 247H69V249H68ZM77 247V248H76ZM96 247V248H95ZM229 247V246H228ZM8 250V251H6V249ZM51 248V249H50ZM98 248V249H97ZM100 248V249H99ZM122 248V249H121ZM130 248V249H129ZM132 248V249H131ZM138 250V252H137V250ZM139 248H141V249H139ZM3 249H4V251H3ZM25 249V250H24ZM39 249V250H38ZM45 249V250H44ZM76 249V250H75ZM112 251H111V250ZM124 249V250H123ZM127 249V250H126ZM135 249V250H134ZM143 249V250H142ZM10 250H12V251H10ZM16 250V252H14ZM18 250V251H17ZM27 250V251H26ZM30 250V251H29ZM34 250V251H33ZM69 250V251H68ZM70 250H71V253H70ZM73 250V251H72ZM97 252H96V251ZM102 250V251H101ZM126 250V251H125ZM140 250V251H139ZM142 250V251H141ZM200 250V248L199 247H196V249L195 248H192L191 249V252H190V254L187 256V255H185V257L184 258H182V260L183 261H185V263H187L188 262V264L189 263H191V260H192V258L194 257V255H197V251H199ZM22 251H23V253H22ZM41 251V252H40ZM44 253H43V252ZM47 251V252H46ZM77 253H76V252ZM114 251V252H113ZM128 251V252H127ZM129 251H131V252H129ZM132 251H133V253H134V255L132 256L131 254H133L132 253ZM145 251H147V252H145ZM251 251V249L249 248V252ZM46 252V253H45ZM56 252V253H55ZM118 252V253H117ZM121 252V253H120ZM125 252H126V254H125ZM140 252V253H139ZM153 252H155V253H157L155 250H153ZM260 252V254H258ZM2 253V254H1ZM5 253V254H4ZM10 253H14V254H10ZM15 253H17V254H15ZM19 253V254H18ZM28 253H30V254H28ZM40 253H43V254H41L40 255ZM137 253H138V256H137ZM142 253V254H141ZM144 253H146V254H148V255H146V254H144ZM193 253V254H192ZM9 254V255H8ZM22 254V255H21ZM36 254H38V255H36ZM55 254H57V255H55ZM71 254V257L69 256ZM101 254V255H100ZM111 254H114V255H111ZM116 254H119V257L117 256L116 257ZM128 254V255H127ZM159 254V255H158ZM158 254H156L157 255V257L159 256V257H163L162 256V254L164 255L165 254V258L163 259V258H161L162 259V261L163 262H165V263H168L169 261H170V259L168 258L169 256H168V253L167 252H159ZM258 254V255H257ZM4 255H7V256H4ZM27 255V256H26ZM36 255V256H35ZM47 255V256H46ZM60 255V256H59ZM76 255V256H75ZM123 256V257H121V256ZM127 255V256H126ZM140 255V256H139ZM142 255L145 257H142ZM154 255V253H152V256ZM168 257H167V256ZM261 255V256H260ZM9 256V257H8ZM30 256V257H29ZM32 256H34V257H32ZM40 256V257H39ZM42 256H43V258H42ZM62 256V257H61ZM66 256L68 257V258H66ZM96 256V257H97ZM147 256V257H146ZM256 256H252L251 258H255ZM263 256V257H262ZM4 257V258H3ZM16 257V258H15ZM46 257V258H45ZM47 257H48V259H47ZM56 257H61V258H56ZM113 257L115 258L114 259V261H113ZM158 257V258H159ZM192 257V258H191ZM40 258H42V260L44 259V261H42V260H40ZM76 260H75V259ZM104 258V259H103ZM112 260H111V259ZM20 259V260H19ZM24 259H27L26 261L24 260ZM58 259V260H57ZM63 260V259H65V260H63V261H60V262H58L59 260ZM68 259V260H67ZM185 259V260H184ZM189 259V260H188ZM8 260V261H7ZM15 260V261H14ZM22 260V261H21ZM38 260V261H37ZM49 260V261H48ZM106 260H108V261H106ZM122 260H123V262H122ZM167 260V261H166ZM41 261V262H40ZM48 261V262H47ZM52 261V262H51ZM76 261V262H75ZM146 261V260H145ZM187 261V262H186ZM249 261V262H248ZM43 262V263H42ZM112 262V263H111ZM246 262H248V264H250V262H251V259L249 260H246ZM246 262H243V264H246ZM125 264V263H124Z\"/></svg>",
	"mask_w": 264,
	"mask_h": 264
}]
</instances>
